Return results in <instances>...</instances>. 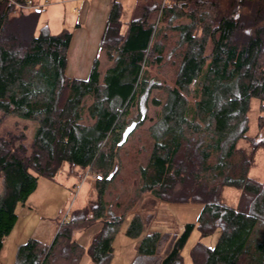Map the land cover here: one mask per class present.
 <instances>
[{
  "label": "trees",
  "instance_id": "obj_1",
  "mask_svg": "<svg viewBox=\"0 0 264 264\" xmlns=\"http://www.w3.org/2000/svg\"><path fill=\"white\" fill-rule=\"evenodd\" d=\"M15 1L0 0V113L38 127L30 145L24 132H0V253L17 206L69 164L101 178L53 241L29 238L15 264L84 255L110 264L114 236L144 193L203 207L180 233L134 213L126 233L147 232L131 264H184L195 228L219 236L192 247L193 264H264V181L250 175L264 138L249 134L253 99L264 112V0H136L126 23L122 0H112L87 78L66 74L72 31L52 33L39 26L43 8L16 12ZM225 187L240 189L236 206ZM96 223L87 245L74 237Z\"/></svg>",
  "mask_w": 264,
  "mask_h": 264
},
{
  "label": "rangeland",
  "instance_id": "obj_2",
  "mask_svg": "<svg viewBox=\"0 0 264 264\" xmlns=\"http://www.w3.org/2000/svg\"><path fill=\"white\" fill-rule=\"evenodd\" d=\"M135 1L122 0L124 5L122 19L125 23L132 15ZM15 7L16 12L34 10L32 8L20 9L16 5ZM44 24L43 15H41L39 26ZM262 115L264 116V112L260 109L259 101L253 99L249 111V134L257 140L264 138V117ZM1 116V133L9 131L14 133L24 132L28 145L31 144L38 127L35 121L14 115ZM241 145L250 149L249 144L245 141H242ZM95 175V173H90L85 168L72 169L67 164L55 180L40 177L38 187L30 196L27 204H19L16 208L18 221L5 238L4 247L0 253V264H15L19 245L26 242L29 238H39L43 241L54 239L59 230L58 228L56 234L53 233L56 226L60 227L64 219L70 216L71 210L81 208L86 204L95 186ZM250 175L257 180L264 181V148L256 150L255 165L250 171ZM93 181L94 184H92ZM240 192V189L236 187H225V202L231 206H236ZM202 207V203L198 202H166L161 201L151 193H144L136 206L125 216L119 231L114 236L111 263H132L136 255L137 246L147 232L145 229L141 235L136 237L126 233L134 213L143 212L144 216L148 218L150 229L180 233L186 222L197 221ZM100 225V223H96L89 229L76 230L74 237L84 245H87L93 234L98 231ZM218 236L219 230L202 238L198 228H195L182 252L184 264H193L190 252L198 241L201 240L213 246Z\"/></svg>",
  "mask_w": 264,
  "mask_h": 264
},
{
  "label": "crops",
  "instance_id": "obj_3",
  "mask_svg": "<svg viewBox=\"0 0 264 264\" xmlns=\"http://www.w3.org/2000/svg\"><path fill=\"white\" fill-rule=\"evenodd\" d=\"M111 7L112 0H53L43 8V22L52 33L57 34L64 28L72 31L66 67L69 77L87 78L90 75ZM58 228L56 226L53 233L56 234ZM51 241L43 242L50 244ZM80 264H90L89 256H84Z\"/></svg>",
  "mask_w": 264,
  "mask_h": 264
},
{
  "label": "built area",
  "instance_id": "obj_4",
  "mask_svg": "<svg viewBox=\"0 0 264 264\" xmlns=\"http://www.w3.org/2000/svg\"><path fill=\"white\" fill-rule=\"evenodd\" d=\"M14 1V0H13ZM52 2V0H22V1H15V5L17 6V8L20 9H35V8H44L45 6H47L48 4H50ZM163 5H168L167 0L164 1ZM96 179L101 178V176L99 174H96Z\"/></svg>",
  "mask_w": 264,
  "mask_h": 264
},
{
  "label": "water",
  "instance_id": "obj_5",
  "mask_svg": "<svg viewBox=\"0 0 264 264\" xmlns=\"http://www.w3.org/2000/svg\"><path fill=\"white\" fill-rule=\"evenodd\" d=\"M38 10L40 9L38 8ZM135 127H136L135 121L126 127V129L123 132L122 138L119 142V145H122L123 143L127 141V138L129 137L130 133L135 129Z\"/></svg>",
  "mask_w": 264,
  "mask_h": 264
}]
</instances>
